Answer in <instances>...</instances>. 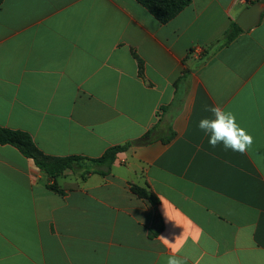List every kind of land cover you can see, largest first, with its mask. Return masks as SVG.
<instances>
[{
  "label": "crops",
  "instance_id": "0c3cea01",
  "mask_svg": "<svg viewBox=\"0 0 264 264\" xmlns=\"http://www.w3.org/2000/svg\"><path fill=\"white\" fill-rule=\"evenodd\" d=\"M255 3L191 0L167 24L136 0L0 4V126L50 157L159 138L85 180L0 144V264H264V11L219 44ZM215 105L254 138L244 154L198 128Z\"/></svg>",
  "mask_w": 264,
  "mask_h": 264
},
{
  "label": "trees",
  "instance_id": "16d2710c",
  "mask_svg": "<svg viewBox=\"0 0 264 264\" xmlns=\"http://www.w3.org/2000/svg\"><path fill=\"white\" fill-rule=\"evenodd\" d=\"M144 6L161 24H167L176 18L186 7L191 4V0H136ZM4 0H0L2 4ZM244 31L240 26L233 22L229 29L220 40L219 44L227 46L233 42L238 35ZM142 65V61H140ZM158 126L148 131L142 138L109 148L100 158H89L84 156L50 157L45 155L36 145L32 136L24 131L11 130L0 126V144L11 145L18 149L26 158L34 161L36 166L46 174L50 179L56 180L63 176L67 170H72L74 174L79 175L83 180L90 175L99 174L107 176L111 173L113 164L120 153L128 151L133 146H149L159 140ZM175 136L170 132L163 142H169ZM49 188L52 191L63 194V190L57 185L51 184ZM132 191L140 198L149 200L152 204L158 202L155 195L147 189L133 186Z\"/></svg>",
  "mask_w": 264,
  "mask_h": 264
},
{
  "label": "clouds",
  "instance_id": "9594fccd",
  "mask_svg": "<svg viewBox=\"0 0 264 264\" xmlns=\"http://www.w3.org/2000/svg\"><path fill=\"white\" fill-rule=\"evenodd\" d=\"M212 115L211 117L201 118L198 122V128L208 136V143L215 148L222 144L225 150H232L244 154L254 143V138L242 128L236 120L234 113L226 111L219 105L211 106L206 109ZM165 244L168 238L164 237ZM176 249L173 248L172 255L166 259V264H186V260L176 255Z\"/></svg>",
  "mask_w": 264,
  "mask_h": 264
},
{
  "label": "water",
  "instance_id": "95a60500",
  "mask_svg": "<svg viewBox=\"0 0 264 264\" xmlns=\"http://www.w3.org/2000/svg\"><path fill=\"white\" fill-rule=\"evenodd\" d=\"M263 11L264 6L261 3H255L241 13L236 23L243 31H249L261 22Z\"/></svg>",
  "mask_w": 264,
  "mask_h": 264
}]
</instances>
